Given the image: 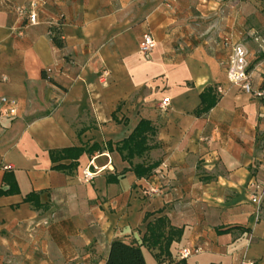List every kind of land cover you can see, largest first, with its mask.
Wrapping results in <instances>:
<instances>
[{"label": "crops", "instance_id": "0c3cea01", "mask_svg": "<svg viewBox=\"0 0 264 264\" xmlns=\"http://www.w3.org/2000/svg\"><path fill=\"white\" fill-rule=\"evenodd\" d=\"M31 1L33 26L13 11ZM234 44L258 89L264 0H0V97L17 102L0 114V264H104L116 240L146 264H264V95L228 82ZM140 122L149 149L127 159Z\"/></svg>", "mask_w": 264, "mask_h": 264}, {"label": "built area", "instance_id": "2783aa9c", "mask_svg": "<svg viewBox=\"0 0 264 264\" xmlns=\"http://www.w3.org/2000/svg\"><path fill=\"white\" fill-rule=\"evenodd\" d=\"M218 1V0H216ZM37 2L31 1L27 4L16 5L13 7L14 13L21 19H25L29 26L37 23ZM155 47V41L149 32L142 34L139 42V52L143 59L148 60L150 54ZM249 68V52L243 44H234L231 47V52L226 61V76L228 82L238 87L242 92L252 95L255 98H262L263 93L254 90L252 87L251 76L248 72ZM170 107L168 99H163L159 108L162 111H167ZM0 114L4 117H15L17 115V102L14 99L0 97ZM5 169H10L6 167ZM95 173L86 168L82 173V181L88 183L93 179ZM253 190L250 201L258 208L261 200L264 197V187L253 183L250 185ZM258 214V211L256 212ZM200 249H182L179 252V257L182 259L188 258L191 255L198 254Z\"/></svg>", "mask_w": 264, "mask_h": 264}, {"label": "trees", "instance_id": "16d2710c", "mask_svg": "<svg viewBox=\"0 0 264 264\" xmlns=\"http://www.w3.org/2000/svg\"><path fill=\"white\" fill-rule=\"evenodd\" d=\"M49 38L51 43L58 49L63 48V41L60 36L58 28L51 27L49 29ZM249 72V68H248ZM264 95V77L262 83L258 89ZM215 103V100H212L209 107H212ZM205 110V109H204ZM153 133V130L149 127L148 123L140 122L134 132L122 143L119 150L120 153L126 151L125 158L132 159L135 156H141L143 153L148 151V146H146V133ZM152 166H135L134 172L138 176H146L151 170ZM104 264H146L142 256L141 250L139 247L126 244L122 241L116 240L109 245L107 258Z\"/></svg>", "mask_w": 264, "mask_h": 264}, {"label": "rangeland", "instance_id": "374dc122", "mask_svg": "<svg viewBox=\"0 0 264 264\" xmlns=\"http://www.w3.org/2000/svg\"><path fill=\"white\" fill-rule=\"evenodd\" d=\"M253 63H254V60H253V58L250 57V64H249V67L252 66Z\"/></svg>", "mask_w": 264, "mask_h": 264}]
</instances>
